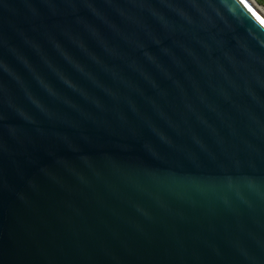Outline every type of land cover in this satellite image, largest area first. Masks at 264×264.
Wrapping results in <instances>:
<instances>
[{
  "label": "water",
  "instance_id": "95a60500",
  "mask_svg": "<svg viewBox=\"0 0 264 264\" xmlns=\"http://www.w3.org/2000/svg\"><path fill=\"white\" fill-rule=\"evenodd\" d=\"M261 21L0 0V264H264Z\"/></svg>",
  "mask_w": 264,
  "mask_h": 264
},
{
  "label": "bare ground",
  "instance_id": "6f19581e",
  "mask_svg": "<svg viewBox=\"0 0 264 264\" xmlns=\"http://www.w3.org/2000/svg\"><path fill=\"white\" fill-rule=\"evenodd\" d=\"M260 15H263V12L261 11V8L258 7L252 0H246Z\"/></svg>",
  "mask_w": 264,
  "mask_h": 264
},
{
  "label": "rangeland",
  "instance_id": "374dc122",
  "mask_svg": "<svg viewBox=\"0 0 264 264\" xmlns=\"http://www.w3.org/2000/svg\"><path fill=\"white\" fill-rule=\"evenodd\" d=\"M258 7L261 8V11L264 15V0H252Z\"/></svg>",
  "mask_w": 264,
  "mask_h": 264
},
{
  "label": "snow or ice",
  "instance_id": "6c2138e0",
  "mask_svg": "<svg viewBox=\"0 0 264 264\" xmlns=\"http://www.w3.org/2000/svg\"><path fill=\"white\" fill-rule=\"evenodd\" d=\"M261 23H264V21H261Z\"/></svg>",
  "mask_w": 264,
  "mask_h": 264
}]
</instances>
